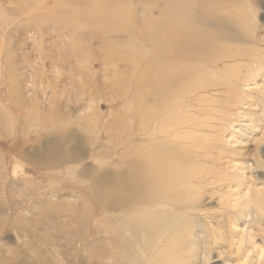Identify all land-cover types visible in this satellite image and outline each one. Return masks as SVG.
Wrapping results in <instances>:
<instances>
[{
	"label": "rangeland",
	"instance_id": "374dc122",
	"mask_svg": "<svg viewBox=\"0 0 264 264\" xmlns=\"http://www.w3.org/2000/svg\"><path fill=\"white\" fill-rule=\"evenodd\" d=\"M82 1L0 0V264L117 262L115 244L106 260L97 251L121 234L123 212H107L91 191L95 179L137 176L141 71L119 14L105 32L106 18L78 20L95 2ZM161 4L132 0L145 30ZM236 4L242 39L229 48L236 57L210 70L217 87L144 126L195 175L174 191L186 205L182 233L163 236L179 243L161 239L148 264L158 249L171 264H264V0Z\"/></svg>",
	"mask_w": 264,
	"mask_h": 264
},
{
	"label": "bare ground",
	"instance_id": "6f19581e",
	"mask_svg": "<svg viewBox=\"0 0 264 264\" xmlns=\"http://www.w3.org/2000/svg\"><path fill=\"white\" fill-rule=\"evenodd\" d=\"M235 1L162 0L163 4L157 7L156 18L146 30L144 22L134 14L132 0H95L86 7V12L77 15L78 20L106 18L102 28L108 32L109 17L118 13V30L130 34L127 44L132 50L129 56L133 69L141 71L137 82L143 121L140 132L145 139L141 141L138 161L130 164L137 176L126 181V174L123 173L118 182L109 185L95 179L91 191L96 204L107 212H123L122 223L115 226H119L121 234L104 240L102 244L106 249L97 251L100 259H108L110 249L107 248L115 244L120 248L115 257L116 264H148L150 254L158 248L165 232L182 233L186 205L174 191L195 175L188 169L187 158L162 148L158 137L147 139L144 126L150 117L171 114L182 106L179 101L191 94L217 87L216 82L211 80L210 70L218 68L222 59L236 57L229 48L237 38L239 41L242 39L235 34L233 24L244 27L236 16L245 12ZM64 20L72 22L70 17ZM110 58L105 57L111 63ZM128 81V77L123 79V82ZM147 109L151 110L149 115L145 112ZM183 123L172 128H178ZM166 127L163 125L159 131ZM153 135H156L155 131ZM66 145V140H62L49 148V153L63 150ZM63 157L59 159L64 160ZM164 242L167 248L179 243L170 237ZM163 253L161 249L156 251L153 264H171L159 260Z\"/></svg>",
	"mask_w": 264,
	"mask_h": 264
}]
</instances>
